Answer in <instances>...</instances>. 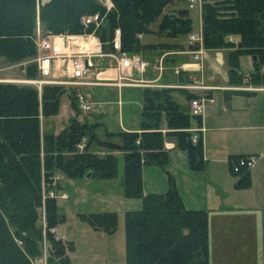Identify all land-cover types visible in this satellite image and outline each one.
I'll return each instance as SVG.
<instances>
[{
	"label": "trees",
	"instance_id": "trees-1",
	"mask_svg": "<svg viewBox=\"0 0 264 264\" xmlns=\"http://www.w3.org/2000/svg\"><path fill=\"white\" fill-rule=\"evenodd\" d=\"M188 0H111L106 9L99 0H0V60L22 62L37 54V21L44 34H79L95 30L105 47L119 28L121 48L131 53L181 48L179 39L193 31ZM99 13L103 22L84 27L82 18ZM201 35L205 49L223 50L229 82L260 84L264 80V0H201ZM157 22L156 27L152 24ZM155 34L165 41L144 43L143 35ZM238 37V41L233 40ZM242 55H255L254 71L240 72ZM38 75L36 64L26 76ZM62 85L45 84L39 92L27 84L0 82V264H33L48 240V264H72L61 239L52 229L64 220L55 198L56 173L80 178L86 173L99 179L118 176L122 151V194L141 201V208L124 212L126 264H209L208 217L205 210L187 209L174 179L168 177L164 193H144L142 168L165 165V138L172 137L193 170L205 167L201 138L192 141L193 124L200 115L185 111L173 98L172 88L142 89L139 131H105L119 143L101 139L96 124L71 118L61 131L44 132L41 118L58 111ZM68 91V90H67ZM72 106L80 113L72 91ZM189 100L196 95L187 96ZM165 125L166 131H162ZM85 139V147L80 142ZM92 144L110 150L98 154ZM241 156L233 155L231 159ZM236 188L249 186L250 171H241ZM89 176V177H90ZM44 217V224L41 219ZM78 218L94 229L112 233L115 212L80 213ZM70 250L72 244H69Z\"/></svg>",
	"mask_w": 264,
	"mask_h": 264
},
{
	"label": "crops",
	"instance_id": "crops-1",
	"mask_svg": "<svg viewBox=\"0 0 264 264\" xmlns=\"http://www.w3.org/2000/svg\"><path fill=\"white\" fill-rule=\"evenodd\" d=\"M193 8H189V12ZM198 11L201 20V6H198ZM201 24L202 20L198 27L193 26L192 33L199 32ZM141 39L144 43L165 41L158 36L155 40L148 39V35ZM187 39L188 35L180 38L178 41L181 48L164 58L165 66L160 80L162 87L175 90L172 96L185 111L190 112L189 95L214 99L213 103L205 106L200 115V124H192L190 128V131L199 129L206 164L202 170L191 169L186 154L176 147L175 140L172 137L165 138L168 162L165 165L143 166L144 193H164L168 188V177L171 176L184 206L191 210H205L207 213L209 264H264V80L260 84L230 83L224 51L204 48L201 59H194L193 49L188 45ZM233 40L238 41V37L233 36ZM143 52L141 56L147 60V54L155 57L159 55L157 51ZM105 59L111 61L106 57L95 58L93 61L98 64V60L100 63ZM251 62L250 70L240 69L242 74L248 75L254 71L255 61L251 59ZM180 64L187 65L180 71L181 74L171 72ZM99 65H95L96 70L106 69L111 64L107 67ZM107 69L108 75L102 76L114 78V69ZM261 71L264 74V67ZM141 74L142 78L151 79L158 71L154 69L151 72L147 67ZM133 75L138 76L139 73L133 72ZM143 87L142 83L120 87L94 85L83 86V91H92L90 96L93 105L108 103V100L101 99L104 91L116 88L118 98L114 102L118 105L120 124L116 132L139 131L142 101L139 110L130 113V109H124L122 92L126 88L142 90ZM238 87L255 89L241 90ZM92 95L96 98L95 101L92 100ZM166 130L163 125L162 131ZM169 144L173 147H167ZM115 154L120 155L118 152ZM246 154L256 156L255 165L250 171L249 186L236 188L238 177L230 172L229 157ZM54 229L56 233V227ZM66 242L73 243L68 240ZM73 248L67 252L69 258Z\"/></svg>",
	"mask_w": 264,
	"mask_h": 264
},
{
	"label": "rangeland",
	"instance_id": "rangeland-1",
	"mask_svg": "<svg viewBox=\"0 0 264 264\" xmlns=\"http://www.w3.org/2000/svg\"><path fill=\"white\" fill-rule=\"evenodd\" d=\"M43 2L44 0H40ZM201 6V2L196 4ZM198 6H195L190 10L191 17L193 19V26L196 28L200 25V16ZM157 22H154L151 26L156 27ZM148 35V39L155 40L156 35ZM144 37L147 35H143ZM141 36V38L143 37ZM177 51V48L170 49H158L157 57L153 55H145L147 59H143L147 62L148 69L153 72L154 69L158 71V74L151 79L142 78V74L134 76V80H142L144 87H162L163 83L160 78L164 71V58L169 57L172 51ZM204 50L202 44V51ZM156 51H153L154 53ZM149 51L148 53H153ZM142 53H144L142 51ZM165 55H163V54ZM140 56L141 54L138 53ZM168 55V56H167ZM148 56V57H147ZM142 57V56H141ZM35 57L25 59L22 62L12 63L6 59L0 60V82L27 84L26 80L36 79L26 76V68L32 65ZM143 58V57H142ZM251 55H242L239 59L240 69L248 68L251 66ZM253 61V59H252ZM94 62V61H93ZM101 67H107L112 64L107 59L97 62ZM95 63V65L98 66ZM169 65V64H168ZM184 64L177 65L173 68L175 74H181V70H184ZM146 67V68H147ZM224 66H222L223 69ZM146 70V69H145ZM172 70V69H171ZM246 71V70H245ZM30 85V84H27ZM32 85V84H31ZM82 88V89H81ZM80 90L83 91V87ZM142 88V89H143ZM171 88V87H167ZM66 91L61 95L58 111L50 116L41 118V127L44 132L57 133L65 128L71 118H77L80 122L99 123L96 124V133L101 139H105V131L116 132L120 126L119 124V109L117 103L114 101L118 98L116 88H110L104 91V95L101 99L108 100V103H94L91 104L90 111H81L76 113V110L72 106L71 98L68 96V91H72L71 88H65ZM173 89V88H172ZM68 90V91H67ZM105 90V89H104ZM141 89L126 88L122 92V100L124 102V109L127 111H138L142 101ZM90 92H92L90 90ZM90 92H85L91 101ZM96 92V90H95ZM219 98V94H218ZM92 100L96 98L92 95ZM129 105L130 107H128ZM193 124H196L193 121ZM197 125V124H196ZM168 138V137H167ZM108 141L119 143L118 137L114 136L106 138ZM86 140L83 139L80 142V148L85 147ZM91 150L98 154H104L110 150L104 147L96 146L92 144ZM115 152L120 153L116 155ZM113 153L118 157V176L113 179H99L94 176L86 177L82 175L80 178H69L62 173H56L58 180V187L49 191L48 194L55 198L58 212L64 214V220L57 224L55 229H52L55 239L62 238V243L65 249L70 248L68 241H72L73 250L70 252V261L73 264H126L125 258V235H124V212L126 210H137L141 208V201L137 199H127L122 194L121 187V175H122V151L115 150ZM80 179V180H79ZM69 198H68V196ZM115 212L117 215L116 229L112 233H107L100 229H94L86 222L81 221L78 218L80 213L90 212ZM42 225L44 224V217L41 219ZM49 241L44 240L42 244V254L38 258L34 259L33 264H48V247ZM71 248V249H72ZM70 249V250H71Z\"/></svg>",
	"mask_w": 264,
	"mask_h": 264
},
{
	"label": "built area",
	"instance_id": "built-area-1",
	"mask_svg": "<svg viewBox=\"0 0 264 264\" xmlns=\"http://www.w3.org/2000/svg\"><path fill=\"white\" fill-rule=\"evenodd\" d=\"M106 9H110L113 4L111 0H99ZM201 0H188V7L193 8ZM103 22V17L99 13L87 15L82 18L84 27L93 25L97 28ZM35 44L37 54L34 62L38 71V78L26 80L27 84H32L40 92L45 84L62 85L65 88L73 89V96L81 111L91 110L89 96L82 90L83 86L94 85H115L138 84L142 80H134L133 72L143 73L147 67V62L138 53H127L121 48L120 30L116 28L110 40L109 48L101 41L95 30L83 31L79 34H44L37 21ZM42 34V35H40ZM188 45L192 47L194 59H201L202 55V35L201 30L188 35ZM106 57L111 60V65L107 68L114 69V78L106 72L108 69L96 70L95 58ZM187 66V65H186ZM185 69V66H184ZM144 84V83H142ZM241 90H253L251 87H238ZM214 99L208 96H197L189 100L190 114L201 115L205 106L213 103ZM199 129L192 130V141L197 142L200 138ZM80 147V145H79ZM167 147H173L169 144ZM256 162V156L246 154L237 156L230 161L231 170L234 173L241 171H251ZM57 179V177H55Z\"/></svg>",
	"mask_w": 264,
	"mask_h": 264
},
{
	"label": "water",
	"instance_id": "water-1",
	"mask_svg": "<svg viewBox=\"0 0 264 264\" xmlns=\"http://www.w3.org/2000/svg\"><path fill=\"white\" fill-rule=\"evenodd\" d=\"M48 1H49V0H44L42 3H46V2H48ZM252 59H253V61L256 60L255 55L252 56ZM89 176H90V173H87V174H86V177H89Z\"/></svg>",
	"mask_w": 264,
	"mask_h": 264
}]
</instances>
